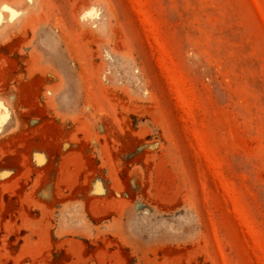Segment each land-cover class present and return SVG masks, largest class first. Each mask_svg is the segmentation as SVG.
Here are the masks:
<instances>
[{"label": "rangeland", "instance_id": "1", "mask_svg": "<svg viewBox=\"0 0 264 264\" xmlns=\"http://www.w3.org/2000/svg\"><path fill=\"white\" fill-rule=\"evenodd\" d=\"M0 264H264V0H0Z\"/></svg>", "mask_w": 264, "mask_h": 264}, {"label": "snow or ice", "instance_id": "2", "mask_svg": "<svg viewBox=\"0 0 264 264\" xmlns=\"http://www.w3.org/2000/svg\"><path fill=\"white\" fill-rule=\"evenodd\" d=\"M5 10H7V11H12L14 17L17 15V13H16L15 11H13L11 8H7V7H6Z\"/></svg>", "mask_w": 264, "mask_h": 264}]
</instances>
